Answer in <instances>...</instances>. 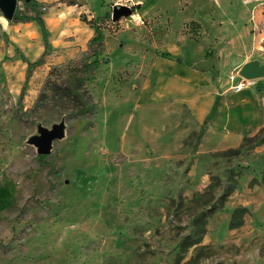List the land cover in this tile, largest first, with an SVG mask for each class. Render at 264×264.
<instances>
[{
	"label": "rangeland",
	"instance_id": "1",
	"mask_svg": "<svg viewBox=\"0 0 264 264\" xmlns=\"http://www.w3.org/2000/svg\"><path fill=\"white\" fill-rule=\"evenodd\" d=\"M116 5L132 15L113 21ZM39 12L50 49L20 107L42 42L0 8V264H264V120L232 113L229 132L253 129L209 136L193 95L162 94L155 66L216 61L224 31L256 40L248 55L264 61V0H45ZM93 19L104 40L89 45L79 33ZM49 76L76 78L91 112L60 95L40 103ZM61 122L42 164L29 140Z\"/></svg>",
	"mask_w": 264,
	"mask_h": 264
},
{
	"label": "crops",
	"instance_id": "2",
	"mask_svg": "<svg viewBox=\"0 0 264 264\" xmlns=\"http://www.w3.org/2000/svg\"><path fill=\"white\" fill-rule=\"evenodd\" d=\"M36 1L39 3L45 2V0ZM35 27L38 28L32 22L24 26V28L28 29V36L33 40L37 39ZM224 32L223 34L217 32L211 37L215 46H219L218 43L222 44L217 49L216 61L210 57L202 58L197 62L198 68L196 65L195 68L191 66L192 63L190 64L186 61L181 62V59L175 61L160 57L156 60L155 66L159 71L157 83L160 92L164 94L169 92V90H174L173 92L182 96L189 97L193 95L190 98L192 102V121L199 126L205 123L204 125L207 127L209 136L220 133L221 141L227 142L228 140L240 139L246 130L259 127L264 120V76L257 81L262 84V88L259 89L255 85L245 87L240 91H235L233 88L239 81L246 78L239 75L231 77L230 72L233 69L240 71L242 66L250 61H258L260 66L264 65V61L254 54L248 55L250 46L256 45V40L254 42L252 40V43L250 41L248 47L246 37L241 39L239 31H236L238 35L234 33L226 34ZM79 34L81 36L79 40L81 38V40H84L87 37L91 39L94 32L88 28L84 31L82 30ZM43 48L42 43L40 55ZM260 49L264 50V46ZM171 52L179 54L178 47H175L174 50L172 49ZM213 71H217V77L216 74H213ZM223 75H227L226 80ZM218 105L220 107L217 110V114H214L213 118H211ZM249 112L252 116V121H255V126L253 128L247 126L246 128L237 130V132H229L227 127L233 121L232 113H236L239 116L244 113L247 116ZM218 116L219 118L217 120L216 117ZM218 122L222 123V127L219 130L216 127ZM243 129H245L244 132Z\"/></svg>",
	"mask_w": 264,
	"mask_h": 264
},
{
	"label": "trees",
	"instance_id": "3",
	"mask_svg": "<svg viewBox=\"0 0 264 264\" xmlns=\"http://www.w3.org/2000/svg\"><path fill=\"white\" fill-rule=\"evenodd\" d=\"M22 1V6L23 10L20 9L19 7L15 9L14 14L11 18L12 21L14 22H19V23H29L32 22L34 23L40 32L41 40L43 43V51L41 55L34 61L28 62L26 64V75H25V80L24 83L21 87L19 96H18V101L17 103L19 106H22V102L24 99V95L26 92V88L28 85V81L30 77L32 76V73L35 68L40 67L44 64L46 56L49 54V49H50V43H49V34L48 30L46 28L44 19L42 18L39 8H40V3L37 2L36 0H21ZM97 19H93L90 21L91 27L93 28L94 34L93 37L89 41V45L92 43H98L102 42L104 40V35L101 31V28L99 25L96 23ZM76 83H78L77 79H70L68 85H64L62 82L57 81L56 83L52 81L51 77L47 79L45 84L42 87V93L39 96V102L40 103H46L52 101L54 98H56L58 95L61 97H66L69 100H73L74 102H77L75 104L76 112L78 114H85L91 112V107L90 105L82 100V96L80 95V92L78 91V88L76 86ZM257 88H262V84L256 83ZM69 86H72L69 88ZM82 100V101H81ZM38 160L43 164L45 158H47V155H38L37 156ZM244 209H237L234 215V218H238V214L241 215ZM240 225V221L237 223L233 221L231 223V227L235 228ZM197 242H195L196 244Z\"/></svg>",
	"mask_w": 264,
	"mask_h": 264
},
{
	"label": "water",
	"instance_id": "4",
	"mask_svg": "<svg viewBox=\"0 0 264 264\" xmlns=\"http://www.w3.org/2000/svg\"><path fill=\"white\" fill-rule=\"evenodd\" d=\"M17 0H2L0 8L6 12V17L11 20L16 9ZM28 1V0H26ZM133 10L126 5H116L112 9L111 18L113 21H118L122 17H129L132 15ZM239 74L249 80L260 79L264 76V65H259L258 61H250L242 66ZM64 123L55 125L52 129L44 127L38 128V136L30 138L29 143L36 148L38 155H48L51 152L52 143L55 140L63 137Z\"/></svg>",
	"mask_w": 264,
	"mask_h": 264
},
{
	"label": "built area",
	"instance_id": "5",
	"mask_svg": "<svg viewBox=\"0 0 264 264\" xmlns=\"http://www.w3.org/2000/svg\"><path fill=\"white\" fill-rule=\"evenodd\" d=\"M255 81L254 80H249V79H242L233 89L235 91H240L241 89L245 88L248 85H254Z\"/></svg>",
	"mask_w": 264,
	"mask_h": 264
},
{
	"label": "bare ground",
	"instance_id": "6",
	"mask_svg": "<svg viewBox=\"0 0 264 264\" xmlns=\"http://www.w3.org/2000/svg\"><path fill=\"white\" fill-rule=\"evenodd\" d=\"M2 0H0V3H1Z\"/></svg>",
	"mask_w": 264,
	"mask_h": 264
}]
</instances>
